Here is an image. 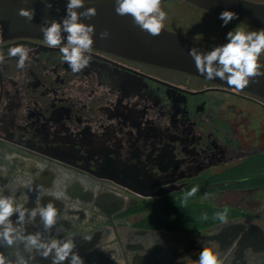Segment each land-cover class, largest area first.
Returning a JSON list of instances; mask_svg holds the SVG:
<instances>
[{
    "label": "flooded vegetation",
    "instance_id": "flooded-vegetation-1",
    "mask_svg": "<svg viewBox=\"0 0 264 264\" xmlns=\"http://www.w3.org/2000/svg\"><path fill=\"white\" fill-rule=\"evenodd\" d=\"M171 4L190 9L193 18L167 13L165 27L206 51L228 43L227 33L241 25L232 21L223 26L219 17L193 6L162 3ZM245 31L259 30L245 26ZM20 45L32 50L23 70L16 67L18 57L7 55V49ZM0 51L5 56L0 64V195L15 194L18 203L34 208L37 188L43 185L47 194L41 205L58 200L66 207L62 230L89 221L94 222L85 227L94 230L109 222L130 228L144 214L126 213L142 204L192 198L187 192L193 187L199 189L196 194L212 190L192 202L216 201L211 206L236 210L240 215L225 222L243 224L255 239L243 252L232 235L218 234L203 246L220 252L222 264H264V252L256 253L264 247V236L253 229L264 228V202L252 196L264 188L214 182L264 154L261 116L250 108L264 114L263 100L96 51L88 53L92 59L78 73L61 61L59 48L42 41L3 42ZM259 63L264 65V54ZM213 228L200 234L216 235ZM192 247L177 250L171 264H196L200 252ZM7 249L0 247V254ZM5 257L15 264L18 252Z\"/></svg>",
    "mask_w": 264,
    "mask_h": 264
},
{
    "label": "water",
    "instance_id": "water-1",
    "mask_svg": "<svg viewBox=\"0 0 264 264\" xmlns=\"http://www.w3.org/2000/svg\"><path fill=\"white\" fill-rule=\"evenodd\" d=\"M51 2V9L46 3ZM68 0H0V43L13 40H32L44 42L40 27L46 20L55 19L61 21L66 14ZM162 3H183L193 6L214 16L220 17L224 11H231L237 14L234 22L243 24L256 30H264V3L250 0H162ZM97 8L98 15L91 20L82 19L81 22L95 25L94 46L92 51L107 54L119 59L134 61L150 66L179 71L207 80L223 88L235 90L227 85L226 81L220 78L208 80L206 75H201L195 67L193 58L189 55L192 48L201 52H207L198 43L189 37L174 30H162L160 36L153 37L147 32L134 25L130 16H119L115 12V0H85V8ZM35 9L36 15L31 22L19 15L20 9ZM85 8L78 11L83 12ZM109 31L108 39H101L100 33ZM64 43H67V33ZM264 71V69H262ZM241 91L251 94L264 101V76L250 78V83ZM53 202L58 209V223L51 230V237L58 240L72 239L77 245V250L84 259L85 264H167L175 261L176 251L181 250L185 245H195L190 250L201 252L203 241L214 242L218 234L233 236V241L242 246L241 251L250 248L254 241H251L252 232L246 231L244 225L227 221L215 226L210 231H216V235L206 236L201 234H190L180 232H159L140 228H123L116 226L113 222L101 223V227L94 230L86 228L87 224L94 221L78 222L74 226L62 230L61 226L65 221L63 217L64 206L60 202ZM68 201V200H67ZM66 201V202H67ZM122 210L118 207L115 213ZM13 221L17 217L12 218ZM68 223V222H67ZM71 223V221H69ZM239 226V227H238ZM256 234L264 236V228H253ZM28 233L43 231L42 225L37 221L27 225ZM47 237L49 233H44ZM89 237L90 239H85ZM257 239L255 240V242ZM264 244V237L260 240ZM200 244V245H196ZM200 246V247H199ZM7 251L1 254L8 255L9 252H18V258L36 257L34 264H51L50 259H44L33 250H25L23 245L7 247ZM264 252V247L256 253ZM195 262H197L195 260ZM70 264V261L65 262Z\"/></svg>",
    "mask_w": 264,
    "mask_h": 264
},
{
    "label": "clouds",
    "instance_id": "clouds-1",
    "mask_svg": "<svg viewBox=\"0 0 264 264\" xmlns=\"http://www.w3.org/2000/svg\"><path fill=\"white\" fill-rule=\"evenodd\" d=\"M162 0H115V12L119 16H130L134 25L141 28L153 37L160 36L165 29L167 13L161 7ZM51 9L53 4L46 3ZM85 8V0H68L66 14L61 21L46 20L41 25L45 44L50 48H59L61 61L67 63L73 72H80L86 68L92 57L88 55L94 46L95 25L81 22L82 19L91 20L98 15L97 8ZM19 15L32 21L35 18V9H20ZM237 14L231 11L221 13L219 19L223 26H227ZM66 40L64 43L65 36ZM109 31L100 33L101 39L110 37ZM228 43L217 46L211 51L201 52L192 48L189 55L195 62V67L201 75H206L208 80L220 78L235 90H243L250 83V78L264 76V65L259 59L264 54V30L245 31L243 24L227 33ZM32 50L25 45L7 49L9 57H18L16 67L25 69L26 62H31ZM5 62V56L0 51V64ZM38 167H43L38 165ZM198 187H193L187 192V197L194 196ZM37 206L28 208L18 203L13 195H0V247H13L23 245L25 250L33 249L40 257L50 259L51 264H85L77 250V245L72 239L58 240L51 237V230L58 223V209L53 202L46 206L40 204L42 196L47 194L43 185L37 188ZM17 219L13 221V217ZM221 221L226 219L227 211L217 214ZM42 225L43 231L28 233L27 225L37 221ZM206 219V217H205ZM44 233H49L46 237ZM85 239H90L85 237ZM221 253L212 248L203 246L196 264H222ZM36 257H20L15 264H34ZM0 264H13L3 254H0Z\"/></svg>",
    "mask_w": 264,
    "mask_h": 264
},
{
    "label": "trees",
    "instance_id": "trees-1",
    "mask_svg": "<svg viewBox=\"0 0 264 264\" xmlns=\"http://www.w3.org/2000/svg\"><path fill=\"white\" fill-rule=\"evenodd\" d=\"M264 154L246 160L242 165L214 178V182H235L232 188H264ZM240 180L244 182L239 184ZM212 190L198 192L188 199L163 198L151 203L142 204L126 213L144 214V217L133 224V227L159 231L200 234L228 219L240 214L229 208H216L211 205L197 204L192 201ZM227 211L226 219L221 221L217 214ZM206 217V219H205Z\"/></svg>",
    "mask_w": 264,
    "mask_h": 264
},
{
    "label": "rangeland",
    "instance_id": "rangeland-1",
    "mask_svg": "<svg viewBox=\"0 0 264 264\" xmlns=\"http://www.w3.org/2000/svg\"><path fill=\"white\" fill-rule=\"evenodd\" d=\"M161 7L163 8V10L166 13H171V14H173L175 16H180V15H185L187 17L188 16H191L193 18V15L188 14V12L190 11V9L184 8L183 6L171 4V5H161ZM209 27H211V28H209L210 29L209 30V33L211 34L212 31L214 33L215 30L212 28V26L209 25ZM242 105L244 107H248L249 106V104L246 103V102L245 103H242ZM250 108L254 111V113H257V114H254V115H260L261 116V125H262V127H264V114L262 112L261 113L259 112V114H258V112H257L258 110L255 109L252 106H250ZM241 196H245V198H246V196H248V195H240V197ZM252 196H253L254 199L264 202V191H257L255 193H253ZM202 201L209 202V204H211V205H215L216 204L215 203L216 201H210V200L209 201H205L204 199Z\"/></svg>",
    "mask_w": 264,
    "mask_h": 264
},
{
    "label": "crops",
    "instance_id": "crops-1",
    "mask_svg": "<svg viewBox=\"0 0 264 264\" xmlns=\"http://www.w3.org/2000/svg\"><path fill=\"white\" fill-rule=\"evenodd\" d=\"M130 228H133V226H130Z\"/></svg>",
    "mask_w": 264,
    "mask_h": 264
}]
</instances>
